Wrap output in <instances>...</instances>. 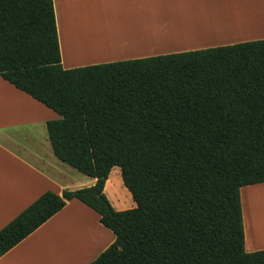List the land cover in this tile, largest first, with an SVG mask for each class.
I'll return each instance as SVG.
<instances>
[{"label":"trees","instance_id":"1","mask_svg":"<svg viewBox=\"0 0 264 264\" xmlns=\"http://www.w3.org/2000/svg\"><path fill=\"white\" fill-rule=\"evenodd\" d=\"M0 77L59 116L54 156L95 180L41 194L0 229V257L77 200L114 235L90 264H264L240 201L264 183V39L64 69L53 1L0 0ZM113 168L134 207L105 196Z\"/></svg>","mask_w":264,"mask_h":264},{"label":"crops","instance_id":"2","mask_svg":"<svg viewBox=\"0 0 264 264\" xmlns=\"http://www.w3.org/2000/svg\"><path fill=\"white\" fill-rule=\"evenodd\" d=\"M52 1L64 69L264 39V0ZM150 27L163 28L165 36L151 38ZM58 118L0 77V229L46 191L61 195L95 184L91 178L82 182L54 156L45 124ZM262 186L240 189L247 253L264 250L258 236L264 203L250 191ZM255 206H262L260 217L252 214L247 223ZM113 241L94 211L71 200L1 256L0 264H90Z\"/></svg>","mask_w":264,"mask_h":264},{"label":"rangeland","instance_id":"3","mask_svg":"<svg viewBox=\"0 0 264 264\" xmlns=\"http://www.w3.org/2000/svg\"><path fill=\"white\" fill-rule=\"evenodd\" d=\"M207 24L209 25V23H207ZM165 28H167V27H165ZM175 34L177 36V35H179V32H175L174 35ZM151 38H161V37L151 36ZM169 54H171V53H169ZM101 64H103V63H101ZM65 167H68V166H65ZM68 169H71V168H68ZM72 171L74 173H76L77 175H80L81 177H83L82 182L90 179V178L78 173L76 170L72 169ZM79 182H81V181H79ZM79 182H77L75 184H79ZM262 187L263 188L252 189L250 191H254V193H255V191H257L258 196L260 195L258 198V201H259V203H262V205H263V203H264V186H262ZM104 193H105L108 201L110 202L111 206L116 210L121 211V210L129 209V208H132L135 206L129 192L127 191V189L122 184L120 170L118 168H113L111 170V172L109 174L108 182L106 183L105 188H104ZM246 193L248 194V191L244 192L245 196L247 195ZM256 195L255 194L251 195V197L253 198V202L257 198ZM245 204H247L246 201H245ZM261 207L262 206H258V207L255 206L256 210L250 211L249 218L247 216V223L251 219L252 214L254 216H256V218L260 217L259 211H260ZM119 208H122V209H119ZM260 240L264 241V238L260 239Z\"/></svg>","mask_w":264,"mask_h":264},{"label":"bare ground","instance_id":"4","mask_svg":"<svg viewBox=\"0 0 264 264\" xmlns=\"http://www.w3.org/2000/svg\"><path fill=\"white\" fill-rule=\"evenodd\" d=\"M213 25H208L206 24L205 27H207L208 29L212 28ZM151 29V30H150ZM150 32H151V36H165L164 31L162 30L163 28H157V27H150ZM257 227L259 228V226L257 225ZM264 232L260 231V234L258 235L260 238H264Z\"/></svg>","mask_w":264,"mask_h":264}]
</instances>
